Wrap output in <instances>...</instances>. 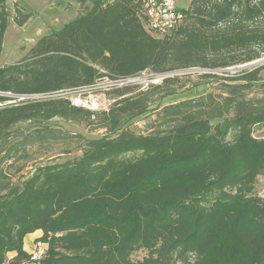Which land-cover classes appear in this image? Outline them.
I'll use <instances>...</instances> for the list:
<instances>
[{
	"label": "trees",
	"instance_id": "16d2710c",
	"mask_svg": "<svg viewBox=\"0 0 264 264\" xmlns=\"http://www.w3.org/2000/svg\"><path fill=\"white\" fill-rule=\"evenodd\" d=\"M8 1L0 0V54ZM183 10L180 28L156 37L140 0H94L41 37L29 57L0 67L1 149L5 134L26 121L63 118L108 133L89 139L81 157L37 167L20 185L2 187L0 264H264V198L255 194L264 175V137L255 135L264 128V94L249 97L264 65L225 77L241 83L223 85L221 101L209 94L164 107L167 127L148 134L127 125L156 96L175 94L179 76L145 89L115 87L106 92L115 101L103 111L68 98H18L145 70H224L264 57V0H191ZM48 134L30 135L28 143ZM38 230L47 249L34 261L24 245ZM141 250L147 254L135 262Z\"/></svg>",
	"mask_w": 264,
	"mask_h": 264
},
{
	"label": "rangeland",
	"instance_id": "374dc122",
	"mask_svg": "<svg viewBox=\"0 0 264 264\" xmlns=\"http://www.w3.org/2000/svg\"><path fill=\"white\" fill-rule=\"evenodd\" d=\"M94 0H9L10 25L4 37V48L0 54V67L19 63L31 55L33 47L39 39L53 31L61 29L65 24L77 18L92 8ZM191 0H179L183 9L190 7ZM28 15L25 24L19 25L18 20ZM264 23V21L262 20ZM263 60L259 63L256 61ZM246 64L225 68L224 70H208L199 67L172 72V76H179L180 83L176 93L160 98L156 96L155 104L144 115L132 120L127 127L138 133L148 134L154 130L164 129L167 124L161 118L164 107L189 99H199L212 94L221 101L223 85L236 84L240 81L224 79L235 76L242 71H252L264 65V57ZM255 63V64H253ZM206 73L215 74L205 77ZM103 79V78H101ZM105 79V77H104ZM163 77L152 70H145L139 74L138 81L132 85L142 86V89L151 84H160ZM103 85L108 84L104 80ZM264 84V69L259 74L249 97H261L264 93L261 85ZM72 94V102L93 111L108 110L115 101L111 94L100 91H83ZM42 131L48 134L43 141L35 140L28 143L30 135ZM106 129L96 124L76 122L63 118H54L49 122L26 121L16 124L5 134L4 149L0 148V191L3 186L20 185L30 177L37 167L73 161L83 155V149L89 139L107 135ZM255 135L264 137V128H256ZM4 175H6L4 177ZM255 194L264 198V175L257 180ZM147 252L141 250L134 254L133 260H141Z\"/></svg>",
	"mask_w": 264,
	"mask_h": 264
},
{
	"label": "built area",
	"instance_id": "2783aa9c",
	"mask_svg": "<svg viewBox=\"0 0 264 264\" xmlns=\"http://www.w3.org/2000/svg\"><path fill=\"white\" fill-rule=\"evenodd\" d=\"M142 3V13L146 29L156 37H167L173 35L180 26L184 23L186 13L179 5V0H140ZM163 79L172 75L171 73L161 74ZM138 75L127 76L123 78L111 79L105 77V79H99L94 84L79 87V88H66L62 90L18 96L19 100H47L68 98L72 101L71 95L78 94L81 96V92L88 91H100L105 93L115 87H123L126 85L135 84L138 81ZM108 80V84L103 85L104 80ZM74 105L79 106L77 103ZM82 107V106H80ZM47 249V244L42 241H35L31 250V256L34 261H38L43 258Z\"/></svg>",
	"mask_w": 264,
	"mask_h": 264
},
{
	"label": "crops",
	"instance_id": "0c3cea01",
	"mask_svg": "<svg viewBox=\"0 0 264 264\" xmlns=\"http://www.w3.org/2000/svg\"><path fill=\"white\" fill-rule=\"evenodd\" d=\"M43 235V231L42 230H38L32 234H29L26 238H25V245L24 248L28 253H31V250L34 246L35 241H37V239H39L41 236ZM16 254L14 252L9 254L10 258H13Z\"/></svg>",
	"mask_w": 264,
	"mask_h": 264
},
{
	"label": "water",
	"instance_id": "95a60500",
	"mask_svg": "<svg viewBox=\"0 0 264 264\" xmlns=\"http://www.w3.org/2000/svg\"><path fill=\"white\" fill-rule=\"evenodd\" d=\"M261 61H263V60L256 61L255 63H259V62H261ZM255 63H253V64H255Z\"/></svg>",
	"mask_w": 264,
	"mask_h": 264
}]
</instances>
